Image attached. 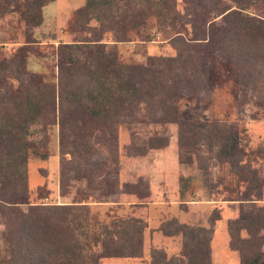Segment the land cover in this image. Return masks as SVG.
<instances>
[{
    "label": "trees",
    "instance_id": "obj_1",
    "mask_svg": "<svg viewBox=\"0 0 264 264\" xmlns=\"http://www.w3.org/2000/svg\"><path fill=\"white\" fill-rule=\"evenodd\" d=\"M52 1L0 0V18L16 14L25 29L24 44L0 63V218L5 243L0 264H99L105 258L142 254L146 225L138 218L106 222L86 205L45 206L30 201L28 159L32 154L44 161L51 155V127L57 128L61 178L90 182L97 171L106 185L100 189L114 193L117 186L111 176L117 169L105 162L86 168L89 157L107 151L115 163L121 126L131 130L175 123L179 147H190L196 154L204 147L260 198V183L245 161L237 124L190 120L188 112L179 111L178 102L230 84V95L241 112L251 106L252 116L264 115V0H231L232 6L222 0H85L67 29L83 37L53 47L48 79L28 72L26 65L31 54L45 56L36 48L33 30L42 23V8ZM178 2L184 5L182 13ZM251 6L263 10L260 17L246 13ZM213 14L224 24L210 23ZM169 31H175L168 40L171 55H149L140 64L120 60L117 44H147L154 34ZM145 145L134 143L127 152L141 155ZM166 145V138L151 137L146 147ZM69 161H77L70 175L64 172ZM259 225H264V214L253 212H240L229 221L231 247L243 254L239 264H264L260 238L252 236ZM173 226L158 231L165 237L182 234L181 261H167L164 253H157L154 264H210L212 229L200 238L202 228L196 233L188 225L174 222ZM241 230L249 239L239 238Z\"/></svg>",
    "mask_w": 264,
    "mask_h": 264
},
{
    "label": "rangeland",
    "instance_id": "obj_2",
    "mask_svg": "<svg viewBox=\"0 0 264 264\" xmlns=\"http://www.w3.org/2000/svg\"><path fill=\"white\" fill-rule=\"evenodd\" d=\"M85 0H53L42 8V23L33 30L36 48L44 57L29 55L26 70L44 74L49 79L53 69V47L60 43H71L83 34H71L68 25L74 21V13L83 7ZM232 6L231 0H222ZM183 4L178 2L177 10L182 13ZM263 10L251 6L247 14L260 17ZM212 24H224L220 17L211 15ZM150 24H152L150 22ZM181 24L183 21H181ZM187 32H190L188 27ZM24 25L16 14L0 18V63L24 44ZM175 31L161 36L153 35L151 43H119L116 45L123 63L140 64L149 55H171L169 38ZM187 33V34H188ZM152 36V35H151ZM106 35L105 40L109 41ZM13 84H16L12 81ZM230 84L200 92L194 97L178 102L180 112H188L190 120H207L210 123L235 122L241 130L245 161L254 170L259 180L260 198L248 191V184L236 176L227 164L214 160L201 147L194 153L190 147H179L178 126L175 123L148 124L131 127L121 126L118 130L117 155L112 163L107 151H98L90 156L86 168L105 162L115 167L111 176L118 184L114 193L100 189L106 186L101 182V174L94 171L93 181H77L64 176L61 178V162L58 157L57 128L48 131V149L51 155L44 161L30 155L27 163V189L34 205H86L91 213L101 221L115 218H138L145 223L142 254L138 258H105L99 264H154L157 253H164L166 260H180L182 234L165 237L158 229H172L173 223L188 225L197 233L198 228L205 232L204 238L212 229L208 242L210 264H239L241 251L231 247L228 223L237 219L240 212L264 214V115L252 116L253 109L247 106L241 112L230 95ZM134 133V134H133ZM166 138L167 145L159 149H148V138ZM145 145L141 155L135 150L127 152L130 146ZM135 148V147H134ZM67 159L68 156H66ZM64 164V172L72 174L73 163ZM103 177V175H102ZM105 177V176H104ZM60 178L64 191L60 192ZM101 182L100 184L98 182ZM60 184V185H59ZM92 186V187H89ZM95 188H98L96 190ZM38 189L40 195L36 193ZM215 218H218L215 220ZM3 225L0 218V261L4 255ZM252 235L260 238L259 250L264 259V225L256 226ZM245 230L239 231L240 239H249ZM256 238V239H257ZM257 241V240H256ZM237 247L244 250L242 243ZM156 253H153L155 252Z\"/></svg>",
    "mask_w": 264,
    "mask_h": 264
}]
</instances>
